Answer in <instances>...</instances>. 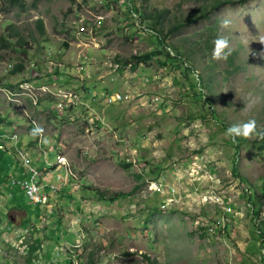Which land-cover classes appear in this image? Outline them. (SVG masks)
Masks as SVG:
<instances>
[{
  "label": "rangeland",
  "instance_id": "374dc122",
  "mask_svg": "<svg viewBox=\"0 0 264 264\" xmlns=\"http://www.w3.org/2000/svg\"><path fill=\"white\" fill-rule=\"evenodd\" d=\"M23 1L0 14V39L11 27L32 49L24 62L15 42L7 49L0 43V131L19 137L4 136L17 144L0 169L8 162L17 169L11 165L1 176L2 197L20 217L9 223L0 205V264H26L32 245L39 249L31 264H264V241L252 231L256 225L264 233V202L253 208L247 200L250 188L264 184L262 137L226 135V127L248 120L264 132V0L226 5L171 37L167 45L178 46L184 63L187 49L176 45L182 38L215 28V39L229 42L227 58L214 60L213 44L207 50L194 40L193 58H205L181 68L155 58L129 64L153 53L157 39L133 6L140 14L168 10L181 19L200 1ZM239 48L232 66L228 57ZM21 62L24 75L13 76L9 66ZM210 62L217 65L215 77L200 72ZM200 76L206 84L215 80L214 96L204 104ZM24 79L41 85L10 92ZM113 95L120 103H109ZM210 103L226 112L227 126L207 112ZM37 126L39 137L31 135ZM235 161L244 183L232 176ZM20 163L40 176L58 173L46 206L10 187ZM222 208L232 210L225 233L210 224L226 213Z\"/></svg>",
  "mask_w": 264,
  "mask_h": 264
},
{
  "label": "trees",
  "instance_id": "16d2710c",
  "mask_svg": "<svg viewBox=\"0 0 264 264\" xmlns=\"http://www.w3.org/2000/svg\"><path fill=\"white\" fill-rule=\"evenodd\" d=\"M129 3H131L133 5L134 2H131V0H127ZM133 1V0H132ZM145 4L147 3V0H144ZM200 1V4L194 8L188 11L186 17H182L181 19L177 18V14L174 15L172 18L170 17V11L168 10H154V11H150L148 12L147 10H144L141 14L139 13V11H137L134 6H133V10L132 12H134L135 14H137L138 16H140V22L141 23H150L151 28L153 30V35L157 36V39L155 41V49H153V53L151 54H147L144 56H135V57H131L130 58V65L131 66H138L139 64L145 63L153 58L159 60L160 62H164L165 64H169L171 63V65H176L178 66V68H181L183 66H186L187 62L191 61V64H196L197 60H201L204 59L205 57H196L193 58L195 55L194 50L192 49V42L194 40H198V42H204L208 47L207 50H210L213 44V41L215 40V28H208L200 33H197L196 35H194L193 37H185L182 38L181 41H176V45L179 42H182V48L187 49L186 50V57H185V61L181 62V59L184 58V55H180L179 54V50H178V46H174L172 44L167 45V42L171 39V37L177 36L179 35L184 29L188 28L191 25L197 24V23H201L203 20H211L213 16H215V14L217 12H219L223 7H225L226 5H231V4H240V5H245L250 1L253 0H197ZM23 0H0V14H8L10 12H12L13 9H17V8H21L23 7ZM187 3V1H185V4ZM184 4V3H183ZM37 5H33L32 7L35 9ZM137 15H135L137 17ZM168 21V23L166 24V21ZM171 23V24H170ZM37 30L39 33V36L41 38H44L45 36V29H44V24L42 21H38L37 23ZM7 32L9 34L8 37L6 36H2L0 39V43L1 46L4 49H7L9 47H11L13 44V42H15V46L17 48H19L22 53L21 56L25 62L28 53L32 50V49H28V45L25 44L24 40L20 37H18L17 33H15L13 31V28L9 27L7 29ZM15 40V41H14ZM32 40V39H31ZM33 44H37L36 41H33ZM200 46V43L198 45V47ZM169 49L175 51V54L173 55L172 51H170ZM242 48H239L235 51H233L231 53V55L228 57V63L230 65H235L236 62V58L235 56L238 55L240 51H242ZM198 53L200 51H197ZM52 55H56L55 53L51 52ZM200 54V53H199ZM50 56V54H49ZM62 53L60 52V55L57 56V58H61ZM205 56V55H202ZM177 62H180L181 64H178ZM216 63L215 62H210V64L208 65V67H205L204 69H202L200 72L202 75H207L209 77H215V70H216ZM30 68H36L35 63H32V65H30ZM194 68H196V66H194ZM10 72L13 76H21L24 75L25 71H26V67H25V63L21 62L18 65L9 66ZM59 78V76H57ZM36 78V77H35ZM207 80V84L205 82V80H203L200 77H198V82H200V86H202V89H205L206 92L203 94V104L206 102V97H213L214 95V91L211 88L210 84L214 83L215 80L214 78L211 79H206ZM66 83V78L63 79V81L58 82V84H65ZM24 84H30L33 87L36 86H40L41 83H39L38 81H34L31 82L28 79H24L20 84H18V86L15 88V90H11V92L13 93H20V89L19 87H21ZM42 87H47V86H42ZM41 87V88H42ZM37 88V87H36ZM48 88V87H47ZM208 100V99H207ZM210 100V99H209ZM33 105V103H31ZM210 114L216 118L217 123L222 126H227L228 125V121H227V114L224 111H221L219 113H217L216 111V106L210 103L209 106V111ZM232 126V125H231ZM230 127V126H229ZM228 128V127H226ZM237 139H239V137H237ZM244 139V138H243ZM262 141V146L264 145V137H262L261 139ZM240 163L235 161L234 165H233V169H232V176L236 177L238 180H240L241 182H245V178L240 176L238 173V166ZM122 168H124L125 170L129 169V165H121ZM15 187V186H13ZM251 189V193L249 196H247V200L249 202V204H251L253 206V208H256V206H258L259 204L264 202V184L259 187V188H250ZM117 197H121V195L119 196H114V199H117ZM254 218L259 217L258 213H254L253 214ZM256 228H254L252 231L257 232L258 234V239L263 242L264 241V233L260 232L258 230V227L255 225ZM258 230V231H257ZM37 245H39V243L36 242ZM39 249V246H35L32 245L29 248V255L26 258L25 262L26 264H31L32 261L34 260V253ZM91 257V256H90ZM36 258V257H35ZM92 264V262H91Z\"/></svg>",
  "mask_w": 264,
  "mask_h": 264
},
{
  "label": "built area",
  "instance_id": "2783aa9c",
  "mask_svg": "<svg viewBox=\"0 0 264 264\" xmlns=\"http://www.w3.org/2000/svg\"><path fill=\"white\" fill-rule=\"evenodd\" d=\"M111 99L115 103H120L122 97L121 96L114 97V95L110 96L108 98V100H110L109 103L112 102ZM11 144L13 143H6V149L5 147H2L1 151L3 153H6L7 151L13 153V146H11ZM22 168L25 170L23 179L21 181H15L12 177V186L20 187L21 190L24 191V193L26 194L31 204L42 205L45 200H49L50 196L52 195V190L55 189V186L59 185L58 173L48 176H36L35 173H31L29 171L27 164H25V166H22ZM220 204L224 206V201H221ZM222 209L226 213H224L222 217L219 216L218 218L210 222V224L215 225L216 231L225 233L227 227L226 217L232 213V210L230 208L228 209L222 208Z\"/></svg>",
  "mask_w": 264,
  "mask_h": 264
},
{
  "label": "clouds",
  "instance_id": "9594fccd",
  "mask_svg": "<svg viewBox=\"0 0 264 264\" xmlns=\"http://www.w3.org/2000/svg\"><path fill=\"white\" fill-rule=\"evenodd\" d=\"M228 25H229V21L224 20L223 21V27L227 28ZM228 48H229V42L226 38H223V37L216 38L213 41V48H212V53H211L212 59H214V60L226 59L227 56L230 54L228 51H226V49H228ZM107 97H110V96H107ZM42 133H43V129L40 128L39 126L34 127L31 131V135L37 136V137L41 136ZM226 135L230 136L233 139V141H235V139L237 137H248L250 135H260L261 137H264V132L258 133L256 121L255 120H248L247 122H245L243 124H234V125L230 126L229 128H227ZM4 136H6L7 138H11V137L16 136L17 140L19 141V137L16 134H12L9 136L8 134L1 132V136H0L1 140L0 141H2V142H0V146H1L0 152H2L1 148L6 146L5 141H8V139L5 138ZM3 154H6V153H3ZM32 162H33V160H32ZM43 163H44V161H43ZM21 168H22V166H21ZM40 168H43V167H40ZM24 173H25V170H24ZM11 179H12V177H11Z\"/></svg>",
  "mask_w": 264,
  "mask_h": 264
},
{
  "label": "crops",
  "instance_id": "0c3cea01",
  "mask_svg": "<svg viewBox=\"0 0 264 264\" xmlns=\"http://www.w3.org/2000/svg\"><path fill=\"white\" fill-rule=\"evenodd\" d=\"M10 143V142H9ZM17 143L15 142V144L13 145V146H15ZM1 147V146H0ZM14 151H16L15 149H14ZM14 153V152H13ZM0 160H2L3 159V156L5 155V154H3L2 152H0ZM10 160L11 161H13V162H15V164L17 165V161L16 160H14V158L12 157V158H10ZM1 162V161H0ZM8 163H10V164H8L6 167L5 166H3V168L2 169H0V205L2 206L3 205V207H5V210H4V212H3V215L4 216H8V218H9V223H12L13 225H17V223L19 222V219H20V217H19V214L17 215V212H15V211H11V210H9V208L11 207V203L10 202H7V199L8 198H6V196H3L2 197V192H5L3 189L5 188V187H7L6 186V182H4L3 184L1 183V176L5 173V172H7V171H9V172H11V171H13V168H12V166H14V164L13 163H11V162H8ZM12 165V166H11ZM20 165H21V163H20ZM21 166H23V165H21ZM21 166L19 167V168H21ZM40 167H43L44 166V163L42 162L40 165H39ZM0 167H1V165H0ZM15 167V166H14ZM16 168V167H15ZM17 169V168H16ZM22 169V168H21ZM16 173V176L15 175H12V176H10L9 178H10V180H11V177H13L14 178V180H16V181H21L22 179H23V174H24V170L22 169L21 171H17V172H15ZM10 187H13L12 186V180H11V183H10ZM16 187H18V186H15V188ZM13 189V188H12ZM24 192V191H23ZM9 199H10V195H9ZM4 202H6V203H4ZM11 221V222H10Z\"/></svg>",
  "mask_w": 264,
  "mask_h": 264
},
{
  "label": "bare ground",
  "instance_id": "6f19581e",
  "mask_svg": "<svg viewBox=\"0 0 264 264\" xmlns=\"http://www.w3.org/2000/svg\"><path fill=\"white\" fill-rule=\"evenodd\" d=\"M58 163L61 164V163H63V161H62L61 159H59V160H58ZM64 168H65V166H64ZM66 169H67V167H66ZM31 173H35L36 176H40V174H38L34 169L31 170ZM42 205H43V206H46V205H47V200H45L44 203H43Z\"/></svg>",
  "mask_w": 264,
  "mask_h": 264
}]
</instances>
